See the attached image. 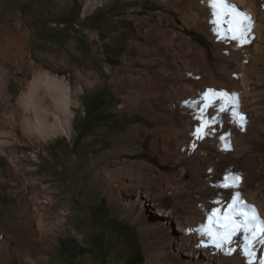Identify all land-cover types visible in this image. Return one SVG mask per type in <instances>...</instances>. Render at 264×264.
Segmentation results:
<instances>
[{"label": "rangeland", "instance_id": "1", "mask_svg": "<svg viewBox=\"0 0 264 264\" xmlns=\"http://www.w3.org/2000/svg\"><path fill=\"white\" fill-rule=\"evenodd\" d=\"M85 1L4 0L0 2V26L5 21L8 9H12V13L17 11L16 14L14 13V19L20 20L30 32L29 55L19 61L16 68H8L6 61L0 59V69L8 77L6 80L9 82L4 101L3 99L0 101V114L4 108L9 113L14 110L16 101L23 92L24 84L30 82L38 74L48 73L64 79L72 92H77L79 88L82 89V92L73 95V101L78 106H71L75 116L72 124L73 130L69 136L51 138L46 143H39L35 137L30 136L32 147L22 144V135L20 131H17L20 145L10 146L20 155L25 153L33 159L31 161L17 159L16 161L19 167L18 172L24 176L29 185V195L37 192L40 201L44 202L42 204L48 217L44 222V230L53 234V250L50 253L53 259L51 261L53 264H146L149 255L162 250L167 259L161 264H183L186 260L181 263L182 260L179 261L180 259L175 256L176 244H171L169 241L162 244L164 242L162 237L158 238L150 234L141 235V230L146 228V219L141 220V225H139L134 221L136 216L134 210L131 213L132 216H127L132 210L130 205L135 199L134 195L127 197L126 193L122 192L115 199L108 198L109 184L106 183V179L103 178L99 183L91 181V174L95 171L90 169L91 162L100 157L96 167L104 166L110 169L119 168L128 162L130 164L147 162L156 176L147 175L142 181L154 184L161 182L158 174L170 177L168 180L170 186L178 191L177 199L182 202L194 199L195 204L204 203L208 206L207 217H205L208 226L210 224L208 217L212 209L226 210V206L235 196L234 193H239L241 199L244 194L253 195V199L256 200H252L251 206L257 212L255 203L264 205V115H260V118H263L261 123L245 118L241 126L236 123L233 116L228 122L225 119L228 115L220 112L219 118L213 121L218 124H216V129L220 126L219 132L223 131L222 133L225 134L223 145L231 147L233 144L237 147H231V153L234 155L230 154L229 157V153L225 154L222 151L221 155L218 154L222 159L219 156L218 158L212 143L213 133L209 130L206 136L211 135V138L204 137L208 142L201 148L196 147L192 150L193 152L188 153L187 147L192 140L190 131L172 134L170 126L167 130L162 129V133L157 130L160 126H168L169 122H173L174 129L179 130L181 126H177V121L189 122L194 119L191 104L188 103L190 98L188 96H192V93L188 91L186 82L189 74L187 68L191 65V55L198 44L204 49L206 58L213 68L215 83L219 84L217 87L220 91L225 90L228 93L230 91L227 76H224L219 68L222 65V54L213 47L215 42L211 38L210 27L205 23V17L203 18L202 14L199 15L193 7L186 6L190 3L189 0L187 2L186 0H105L101 6L83 16ZM185 8L188 9L185 10ZM195 14L200 18H197ZM195 18L197 22L193 25ZM14 36L20 41L24 39L23 36ZM2 41L4 38L0 36V43H5ZM27 59L32 65L28 69L24 64ZM208 85V79L204 78L203 84L196 89L198 94L203 95L208 90ZM136 86L141 87L137 90ZM256 90L257 92L252 95L263 97L264 83H261ZM135 92L139 93V96ZM8 97L11 98L9 101ZM43 103L45 107L52 108L49 100L44 99ZM208 109L209 114L215 109V112H218L215 107ZM137 125L142 128V131H139L135 139H132L129 134L134 131L132 127ZM156 126L158 128H155ZM143 128L149 129L151 134L143 131ZM239 129L243 131L244 137ZM167 133L175 143L172 147L175 149L169 148L163 151L161 148V151L159 147L164 145L163 143L167 144L163 139ZM229 135L231 137H228ZM179 142L181 144L184 142V146ZM183 150H185L184 153ZM187 153L189 157L186 158ZM239 153L241 158L237 155ZM73 157L80 159L78 172L83 174L80 182L76 180L75 185L78 184L76 190L73 189V185H68L71 177L68 165L71 162L70 158ZM34 159H39V173H33L29 167V163L35 167ZM226 159L228 161L224 162ZM5 163V159L0 157L1 168ZM63 165L68 170H65V174L60 177L57 169ZM233 168H236L238 172ZM181 170L186 172L182 180L180 179ZM197 170L198 173H195ZM229 170L235 171L236 176L240 177L244 189L232 192V189L223 186L224 183L229 182V179L224 178L230 172ZM38 174L59 177L65 189L55 195L52 192V184L55 182L41 183ZM220 184H222L221 187ZM4 186L3 192L6 195L2 196L0 193V228L3 224L7 226V221L13 218L1 210L6 209L15 201L7 193L8 185ZM180 189L181 192H179ZM211 191H213L212 194ZM216 200L219 203L215 204ZM175 201L176 198L171 196L150 201L151 206H147L144 217L147 218L145 216L147 213L155 216L156 209L167 212ZM61 209L64 210L65 223L70 221L69 224H65V227L75 226L78 234L70 229L66 230L64 226L62 228L53 225L54 213ZM222 211L221 214H223ZM12 215L17 218L16 214L12 213ZM24 220L32 221L29 217ZM31 231L38 233L39 228L36 224L32 225ZM190 231L195 233L192 228ZM8 232L16 248L19 244V248L24 247L25 240L30 237L29 231L22 230L21 226L11 228ZM241 236L242 232H237L232 237V243L225 244L223 250L218 249V252L212 242H210L211 247L214 248L215 254L223 256L229 250L233 251L237 248ZM208 241L211 240L208 239ZM258 246L259 244H256L255 248ZM198 254L201 260L206 259L202 251H198Z\"/></svg>", "mask_w": 264, "mask_h": 264}, {"label": "bare ground", "instance_id": "2", "mask_svg": "<svg viewBox=\"0 0 264 264\" xmlns=\"http://www.w3.org/2000/svg\"><path fill=\"white\" fill-rule=\"evenodd\" d=\"M1 1H4V0H0V2ZM104 1L105 0H86L84 2L82 15L85 16L88 12H91L93 9H96V7L101 6ZM189 1H190V3H188L186 6L187 7H190V6L193 7L194 10H196L199 15L202 14L203 18L205 17V20H206L205 23L207 25H209V27H210L211 38L215 42V46H213V47H215L217 49V51H219L222 54V57H223L222 65L219 68L222 70V73L224 74V76L225 75L227 76L228 84H229V86L228 85L227 86L229 87V90H230L229 94H232V93L236 94L235 107L233 106V103L231 101L228 102V104H227L228 110L224 112V114H227L228 117L225 119H227V121L230 122L231 116H233L232 112H233V110H235V111H238L240 114H242L246 119L247 118L253 119V120H255L257 122L259 121V123H261L260 121L263 118L261 119L260 115H264V96L263 97L262 96H256L255 97L252 94H254V92H257L256 89L261 85V83H264V68H262V66L264 65V0H229V3L235 4L240 9L250 13L253 20H254L252 32H251V35L249 37L250 42L243 43V44L240 43L239 41L232 40V39L227 38V37H225L223 39L218 37L215 25L212 23V19H213L212 11H211L210 7L208 6V4L206 3V0H189ZM186 2H187V0H186ZM187 9L185 8V10H187ZM14 13H15V11H14ZM14 13H12V9H8V11L5 15V21L3 23H1L2 25L0 26V36H2L4 38V41H2V42H5V43H0V59H4L6 61V63L8 64L7 65L8 68H10V69L16 68L19 61L23 60L24 58H26L29 55V50H28L29 44H28V42L30 39V32L27 29V27H25L21 24L20 20L14 19ZM16 13H17V11H16ZM199 15L195 14V16L197 18L199 17ZM195 20H196V18L194 19V21ZM196 22H197V20L193 23V25ZM22 29H23V32H21ZM1 31H3V32H1ZM14 35H17L19 37L23 36L24 39L22 41H20V40L16 39V37ZM216 53L217 52L215 51V55H216ZM24 64L27 67V69L31 68L30 66H32V65H30L28 59ZM0 68H1V66H0ZM2 69H4V68H2ZM187 69L189 71V74L187 75L186 87H187L188 91L192 93V96H190V95L188 96V97H190L188 103L191 104L190 107L192 109L191 108L190 109L192 110V116L194 117V119L189 120V122L177 121V123H176L177 126H181V128H179V130L177 128H176V130L174 129L175 125L173 122H169L168 126H160L159 128L156 126L155 128H158L157 131L160 133H162V131L164 129L167 130L169 128V126L171 129V130L170 129L169 130L173 132V133L171 132L172 134H174V132H176V133L182 132L183 133L185 131H190L192 133V135L190 134L192 136L191 137L192 140L190 141V144H188L189 146L187 147V151L189 153L194 148H196V147L201 148L204 144H206L208 142V141H206L207 138L206 139L205 138L204 139H197L196 136L193 135L195 129L200 124V120H198L196 117L198 115H200V109L204 105V100L202 99L203 95H200V93L198 94L196 89L199 88L200 85L203 84L204 78L208 79V82H209L208 90L212 89L216 92H220V89L218 88L219 84L216 85V83H215V79L213 77V68L211 67L209 61L206 58V54H205L204 49L199 44L196 46V49H193V53L191 55V65ZM106 71L108 72V69H106ZM166 72H168V71H166ZM184 77H186V76H184ZM7 78L8 77L5 75V73L0 69V101H2V99L4 98V95H6L8 92V83L9 82H7V80H8ZM225 79H226V77H225ZM24 85L25 86L23 87V92L18 97L14 110L13 111L10 110L11 112L9 113L8 110L6 108H4L2 114H0V157L4 158L6 161L4 166L2 168L0 167V193L2 196L6 195V193L3 192V189H4L3 187H5L4 185L7 184L8 185L7 193L9 195V197L15 199V201L13 203L9 204L6 209L1 210L4 214H7V216L8 215L12 216L13 218L11 220L9 219L7 221V224H6L7 226H5L3 224L2 228H0V264H53V262L51 261L53 259V257L50 255V253L53 250V248H52L53 234L44 230L45 229L44 222L48 218L47 215L45 214L46 211H45L43 204H42L44 202H42V200L40 201V199L37 196V194H38L37 192L33 193V194L31 193V195H29V191H28L29 185H28L27 181L25 180L24 176L18 172L19 167H18V163L16 161L17 159L18 160H27V161H31L33 159L31 158V156H27L25 153H22L20 155L16 149L12 150L10 148V146H17V145L19 146L20 145V140H18L17 133H16L17 131H20V133L22 135L21 136L22 144H24V145L27 144L28 146H32V147H33V144L31 143L30 136L35 137L39 143H44V142L46 143V141H48L49 139L57 138V137L62 136V135L69 136L71 131L73 130L72 124H73V119L75 116L74 111L71 110V106L72 105L78 106V104L73 101V95H75V93L82 92V89L79 88L77 92L76 91L72 92L71 88L65 82L64 79L57 78V76H53V75L51 76L48 73L38 74L37 76H34V78L30 82H28ZM139 87H141V86H136L137 90L139 89ZM205 91H206V89H205ZM154 93H156V92H154ZM135 94H136V92H135ZM138 94H136V95H138ZM128 97H129V95H128ZM10 99L11 98L8 97V101ZM44 99L49 100L52 108L51 107L47 108L44 106V103H43ZM3 101H4V99H3ZM132 101H133V98H132ZM135 101H136V99L134 100V102ZM137 101H139L138 98H137ZM222 103H224V101L217 99V100L212 102L210 107L211 108L215 107L218 109ZM168 105H169V103H168ZM210 107H208V108H210ZM207 109L204 112L205 118H207L209 120H215V119L219 118V115H220L219 111L215 112L216 111V109H215V111L213 110L214 111L213 113L209 114L208 113L209 109L208 110ZM162 122L164 123V121H162ZM233 123L235 124V122H233ZM216 124H217L216 122H213L211 124L209 131H211L213 133L212 138L214 139V141L212 143H213L215 150L217 151V157L218 156L221 157L220 152H222V151H224L225 154L229 153L228 156L230 157V154L234 155V153H231V149H232L231 147L234 145L232 144L231 147H226L223 145V142H225L224 141L225 134L222 133L223 132L222 130H221L222 132H219L220 126L218 127L219 130L216 129ZM257 126L259 127V125H257ZM132 128H134V131L132 133H130L131 131L129 132L130 133L129 137L132 139H135L134 137L136 136V134L139 131H142V128L138 127V125L134 126ZM230 128H231V124H230ZM259 129H257V130H259ZM253 130H255V129H253ZM143 131H145L147 133L150 132L149 129H147V128H143ZM250 131H251V129H250ZM240 132H241V130H240ZM241 133H243V131ZM149 134H151V133H149ZM210 136H206V137H210ZM184 137H186V136H184ZM222 137H223V139H222ZM228 137H231V136L229 135ZM243 137H244V133H243ZM186 138H189V137H186ZM210 138H208V139L210 140ZM232 138L234 139V137H232ZM163 139L165 140V142L167 144L163 143L164 145H161V147H159L160 150L162 148L163 151H167L169 148H172L174 146L175 143L172 142V138H171L170 134L167 133L166 135H164ZM185 140H187V139H185ZM231 142H233V141H231ZM236 142H234V144H236ZM240 142H241V140H240ZM183 146H184V144H183ZM235 148H237V147H235ZM174 149H175V147H174ZM248 149H250V148H248ZM154 150H156V149H154ZM184 151L185 150H183V153H184ZM178 152H180V151H178ZM199 152H200V150H199ZM112 153L114 154L113 150H112ZM173 153L175 154V152H173ZM188 153L186 155L184 154L186 158L189 157ZM181 154H182V151H181ZM218 154H220V155H218ZM237 155L240 156V158H241L240 153ZM161 156H162V154H161ZM228 156H227V158H228ZM198 157H200V156H198ZM233 158H234V156H233ZM233 158L231 160H233ZM99 159H100V157H98V159H95L91 162L92 167L90 169L95 170L93 172V174H91V178H92L91 181L99 183L102 181L103 178H105L106 183L108 182V184H109L108 185L109 190L107 191V195H109L110 197L108 196V198H114L115 199L117 197V195H119V193H122V192H125L127 197H130L132 195L135 196L134 201L130 205L132 210L129 211V214H127V216H132L131 213L134 210L133 212L136 213V216L134 219L136 224L141 225V223H140V222H142L141 220L146 219V222H145V224L147 223L146 228H145V230L144 229L141 230V232H140L141 235L150 234V235L158 236V238L162 237V238H164V242H162V244H166V242H168V241L171 244L172 243L176 244L175 256H177L180 259L179 261L182 260L181 263L183 262V260L184 261L186 260L185 262H183V264H199V261L201 259H200V255L198 254V251H202L205 254V255H203L204 258L207 259V260L206 259L201 260L200 264H208V263L210 264L211 262H213L214 264H248V259L243 254L244 238H245L246 234L244 232H242V236L240 237V239H241L240 243L238 242L239 243L238 246L235 243L237 248H234V250L231 251L230 254H229V252H227L223 256L215 254L214 248L211 247V245H212L210 243L211 241H208V239H210V238H208L207 234L202 233V229L205 226H207L206 225L207 220H205L207 218H205V217H207L206 213H207V207L208 206L204 205V203L195 204L196 201L194 202V199H191L188 201H183V202L181 200L177 199L178 191L170 186L169 181H168L170 179V177L167 178L166 176H164V174H158V176L161 177V180H159L161 182L150 184L149 182H146V181L143 182L142 181L143 177L145 178V177H147V175L156 176L154 174V172L152 171L150 164H148L147 162H139V163L135 162V163H131V164H130V162H128L126 164H123L119 168L110 169L109 167H104V166L103 167H100V166L96 167V164L98 163ZM221 159H222V157H221ZM178 160L180 161V159H178ZM182 160H184V159H182ZM244 160H245V158H244ZM34 161L36 162V163H34L35 167H33L31 163H29L30 164L29 167L33 173H37V172L39 173V170H40L39 159H34ZM70 161L71 162L69 163L70 165H68L69 166L68 169H69V173H70L71 177H70L68 185L69 186L73 185L74 186L73 189L76 190V188H77L76 186L78 185V184L75 185L76 180H77V182H80L81 175H83V174H79V172H78V166L80 164V159L78 157H73V158H70ZM227 161L228 160L226 159V161H224V162H227ZM217 163H218V159H217ZM245 163H248V162H245ZM217 165H219V164H217ZM232 165H233V163H232ZM89 167H90V165H89ZM68 169L65 165H63V167H60L59 169H57V171L59 172V176L61 177V175H64L65 170H68ZM228 169H230V168H228ZM143 170H145L146 172H144ZM234 170H236V168ZM246 170H243V171H246ZM195 173H198V170ZM224 173H226V172H224ZM239 174H240V172H239ZM249 174H251V173H249ZM185 175H186L185 170H181L180 171V179L182 180L183 177L185 178ZM235 176H236V172L233 170L228 172V174L225 177L223 176L224 178L227 177L229 179V182H226V183L230 185L229 188L233 190L232 192L241 191L242 189H244V184L240 180L235 181V184L238 186H231L234 183L232 178ZM38 177L40 178L39 180L41 183L55 182L54 184H52V186H53L52 192L55 195L60 194L65 189L62 186V182H61V179L59 177L52 176V175H46V174H43L42 176H40V174H38ZM242 177H244V176H242ZM171 178H173V177H171ZM217 178H219V177H217ZM244 178H243V180H244ZM86 179H87V177H86ZM149 179L150 178H148V180ZM251 179H253V178H251ZM254 180H255V178H254ZM209 182H211V181H209ZM194 183H193V185H194ZM226 183H224V185ZM221 186H222V184H220V187ZM185 187H184V189H185ZM207 187H208V185H207ZM251 187H253V186H251ZM226 188H228V187H226ZM245 188H247V187H245ZM200 189L202 190V188H200ZM230 189H228V190H230ZM178 190H179V188H178ZM179 192H181V189ZM230 192L231 191H229V193ZM212 193H213V191H211V194ZM249 193H251V192H249ZM227 194H228V192H227ZM234 195H236V193H234ZM259 195H260V193H259ZM164 196H171V197L176 198L174 205L167 212H162L160 209H156V211H154L155 216L147 213V214H145V216H147V218L144 217V213H146L147 206H151L150 201L163 198ZM198 196H200V195H198ZM217 196L219 197V195H217ZM252 196L253 195H247V194L245 195L244 194V196L242 197V199L240 198V200L243 201L244 204L251 205V203L253 204L252 200H256V199H253ZM193 198H195V196ZM200 198L201 197H199V199ZM223 198H224V196H223ZM50 200H52V198H50ZM214 200H215V198H214ZM218 200H220V199H218ZM224 200H226V199H224ZM224 200H222V201H224ZM259 202H260V200H259ZM229 203H231V202H229ZM51 204H53V203H51ZM215 204H216V202H215ZM255 205L257 206L259 217L261 219H264V205L260 204V203H255ZM223 209H225V208H223ZM224 211H222V212H224ZM12 213L16 214L17 218H15L12 215ZM63 215H64V210H62V209L55 212L54 213V219L55 220L53 219L55 222L53 225L57 226V227H62V228L64 226V228L66 230L70 229L71 231H74L75 234H78L77 228L75 226L71 225V226L65 227V224L66 223L69 224L70 221L68 220L65 223ZM220 215H222L221 212H220ZM157 216H160V217H157ZM27 217L31 218L32 221L24 220V218H27ZM21 221L24 222V224H26V225H23V223ZM34 224H36L37 227L39 228L38 233L31 231V227ZM20 226L22 227V230L29 231L28 234H30V237L25 240V244L21 243V244H24V247H22V245H21L20 247H22V248H19V245H20L19 244L18 248H16V245L14 246L12 236L9 234L8 230H10L11 228H20ZM190 228L194 229L195 233L190 231ZM22 241H23V239H22ZM234 241H235V239H234ZM236 241H238V240H236ZM205 244L208 246L207 247L203 246ZM157 248L160 249L161 247H157ZM231 248H233V247H231ZM254 250L256 253L255 264H259V260L261 258H264V245L259 244L258 248H255ZM176 251H177V253H176ZM216 251L218 252V249ZM184 257H187L189 259L187 260ZM166 259H167V256L164 254V252L162 250H159V251H155V253L149 255V258H148V261L146 262V264H161L162 261L165 262ZM171 259H172V257H171Z\"/></svg>", "mask_w": 264, "mask_h": 264}, {"label": "snow or ice", "instance_id": "3", "mask_svg": "<svg viewBox=\"0 0 264 264\" xmlns=\"http://www.w3.org/2000/svg\"><path fill=\"white\" fill-rule=\"evenodd\" d=\"M206 3L212 11V23L215 25L217 35L220 38H230L240 43H248L252 32L254 20L250 13L240 9L237 5L229 3V0H206ZM202 99L204 105L200 109V115L196 118L200 120L199 126L195 129L193 135L197 139H203L211 127L213 120L204 117L205 110L211 106L212 102L219 99L224 101L218 108L219 112L228 110L229 101L235 107L236 94H229L225 91L216 92L209 89L203 94ZM232 115L237 123L243 124L245 117L238 111L233 110ZM223 139V137H222ZM226 179H228L226 177ZM234 183L231 186H238L235 181H239L240 177L232 178ZM229 187V184L223 185ZM219 203V201H216ZM221 210L214 208L208 219L210 224L202 229V233L207 234L212 244L223 250L225 244L232 243V237L237 232H244L243 254L248 259V264H255L256 253L255 245H264V219L259 217L256 209L244 204L240 200L239 193L232 198V202L228 204L227 209L220 215ZM207 247L208 245H203ZM232 250H229V254ZM259 264H264V258L259 260Z\"/></svg>", "mask_w": 264, "mask_h": 264}]
</instances>
